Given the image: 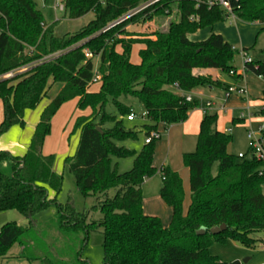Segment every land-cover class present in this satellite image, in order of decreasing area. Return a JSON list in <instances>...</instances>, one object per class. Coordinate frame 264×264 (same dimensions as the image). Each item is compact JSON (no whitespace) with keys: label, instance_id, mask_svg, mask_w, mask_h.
<instances>
[{"label":"trees","instance_id":"obj_1","mask_svg":"<svg viewBox=\"0 0 264 264\" xmlns=\"http://www.w3.org/2000/svg\"><path fill=\"white\" fill-rule=\"evenodd\" d=\"M61 1L68 18L92 12L93 19L75 33L54 37L52 26H45L33 0H0V76L27 67L21 74L0 80L3 104L0 136L13 125H23L24 111L35 108L47 94L50 78L52 84L60 85L42 111L24 154L14 156L0 151V161L10 162L8 173L0 171V212L15 210L31 219L55 204L57 225L77 229L83 223L86 233L102 230V264H242L238 260L220 261L208 253V246L225 239L250 248L264 243V238L254 237L264 231V160L253 153L250 158L229 153L231 135L215 128V115L204 113L195 150L182 154V163L189 173L186 211L181 179L168 166L158 168L162 181L159 196L171 211L166 226L159 217L143 212L141 196L143 181L156 172L155 140L144 143L145 137L158 131L160 124L167 127L186 119L197 102L185 101L180 93L219 85L210 76L192 71L214 69L224 74L232 71L235 75L234 51L220 34L211 32L199 41L188 39V35L223 21L225 12L217 6L195 7L193 0L158 1L153 6L155 14H164L175 5L178 19L155 32L154 40L136 42L144 48L138 50L139 63L134 64L130 53L135 41L126 42L117 35L129 22L150 20L154 15L150 12L152 7L111 24L144 0ZM231 6L236 19L260 23L264 30V0H237ZM117 45L120 52L115 49ZM62 49L65 50L62 54L52 56L51 53ZM83 49L98 59L99 87L94 92L87 90L93 65L90 58L84 57ZM243 69L264 81L263 59L251 58ZM126 97L136 99L145 111L147 122L139 126L143 145L138 152L115 144L136 139L138 134L136 126L126 128L123 124L133 112L123 102ZM73 99L77 109L89 107L91 113L75 119L73 130H79L78 144L73 156L66 157L64 163L79 193L96 199L102 216L89 224H84V216L74 212L69 204L57 202L61 175L53 170V156L41 154L52 117L63 103ZM261 100L264 101V89ZM108 104L114 108V114L106 111ZM258 114L264 121V104ZM110 156H133L131 168L117 173L110 167ZM47 189L54 192L52 198H48ZM109 189H114L111 197L107 195ZM221 224L226 226L224 230L209 233L210 228ZM200 227L206 232L196 235ZM83 235L73 264H86L77 260L87 234ZM23 236L32 239L30 226L13 221L1 225L0 259L5 258L14 244L20 247L18 257L24 258L32 240L24 241ZM33 259H39L41 264H59L46 256Z\"/></svg>","mask_w":264,"mask_h":264},{"label":"rangeland","instance_id":"obj_2","mask_svg":"<svg viewBox=\"0 0 264 264\" xmlns=\"http://www.w3.org/2000/svg\"><path fill=\"white\" fill-rule=\"evenodd\" d=\"M146 1L147 0L140 2L139 5ZM33 2L35 3L36 8L40 11L45 26H52V35L54 37H63L75 33L94 17L92 12H88L81 17L70 19L64 14L63 10L55 8V0H33ZM153 6L154 5L150 6L152 7L150 12L154 14L150 20L143 21V19H139L134 22H129L121 33L117 35L118 38H121L126 42L135 41L131 44V48L134 47L131 49L130 53V61L134 64L139 63L137 47L144 48L142 43L136 42L144 39L154 40L155 32L166 29L170 21H176L178 19L175 5L170 6V9L167 12L165 11L164 14H155ZM229 22L230 18L226 17L215 26V29L220 25L227 27L229 26ZM115 23H117V21L113 22L111 25ZM245 26H248L247 28H249L246 32H251V34L248 33L249 36L247 35V38L250 37L252 42L254 41L255 49H257L258 53L263 54V58L261 59L264 60V30L261 31L257 25ZM210 30V28L206 27L198 30L195 35H199L200 32H203V34L206 33L207 35ZM214 31L215 30L211 32L213 33ZM201 37L203 38L204 36ZM115 49L120 52V45H117ZM64 51L65 50L62 49L54 51L51 54L52 56H57ZM90 59L93 68L97 69L98 59L94 56ZM233 64L238 69H241V60L237 51H234L233 53ZM24 71L25 70L20 71L14 76L21 74ZM200 71H202V69L196 70V72ZM224 79H226V77ZM51 82L52 80L50 78L47 94L40 100L37 106L33 109L24 111L23 125H13L4 133L5 140H17L23 143L25 139L28 143L30 142L34 127L39 121L42 111L46 108L50 99L56 95L60 88L59 84H52ZM96 83H89L87 90L89 91L90 88L92 92L96 91ZM250 84L252 85L250 89H252L254 93L260 91L258 88V81L250 80ZM239 87L244 86L243 84H240ZM211 93L212 96H209V94L206 93L194 98L197 104L189 112V115H187L184 121L170 125L166 130L162 127H158L161 131L159 139L155 140L153 155V166L156 168V172L143 181L141 186V196L145 211L143 212L147 215L159 217L162 224L166 221L171 211L159 197V190L162 181L158 168L162 164L168 166L180 177L184 193L183 210H185L189 203V173L182 163V154L193 152L195 150L199 124L204 113L215 115V128L217 127V129L221 130L228 128L232 137L229 152L235 156L244 154V158H250L251 151L244 153L246 149L249 148L247 133H254L255 137H260L261 135L259 129L263 126L264 121L262 116L257 112L262 106L260 100L254 96V93L252 94L249 91V94H246L245 96L231 94L228 101H226L225 98L226 92H222L219 87L212 89ZM123 102L130 106L136 115L134 121L128 122L125 118L123 124L126 128H133L136 126L138 134L136 139L115 141V144L138 152L143 145V133L138 131L139 126L147 122L146 119L142 117L145 111L142 104L134 98L126 97ZM224 102L226 104L225 106H223ZM206 103H209V105L206 106ZM106 111L112 114L115 113L114 108L109 104L106 107ZM90 113L91 109L89 107L83 110L77 109L76 100L74 99L63 103L51 119L50 131L43 141L41 150L42 155L53 156V170L56 174L61 175V188L56 194L57 202L62 204L67 203L74 212L81 213L85 219L84 224L97 221L102 215L96 206L95 197L91 195L83 196L79 193L73 176L67 170L64 159L73 156L78 144L79 130H73L75 119L88 116ZM116 116L118 117V115ZM241 117L243 118V121L240 120L235 122V118L238 119ZM2 120L3 104L0 100V122ZM106 126L110 127L111 124H107ZM2 151L9 152L8 150ZM18 153H21V151ZM109 159L110 167L115 168L117 173L128 171L133 163V156H127L124 158L110 156ZM9 167V161H0V171L8 173ZM213 170L215 171V167ZM47 193L48 198L54 196V192L50 189H47ZM113 194L114 189H109L107 191L109 197ZM57 213V206L55 204L49 205L46 209L37 213L31 219L25 218L15 210L0 212V227L6 222L13 221L24 227L30 226L32 229V239L24 236L21 237L24 241H27L28 239L32 240V243L30 242L28 244V249L24 253V258L18 257L20 247L18 244H14L6 253L5 258L0 259V264H41L39 259L33 258H41L43 256L48 257L55 263L73 264L75 252L79 248V243L83 238L84 233L87 234L86 239L81 244L77 260L80 262L85 261L86 264H102V230H87L86 233L82 226L83 223H81L77 229L75 226H69L68 228L61 227L57 225ZM254 237L258 240L263 239L264 231L256 233ZM208 253L223 262L238 260L240 262L245 261L244 264H264V243H258L254 248H250L244 247L230 239H225L223 242L215 241L211 243L208 246ZM13 255H16V257L11 258ZM7 257L10 258L8 259Z\"/></svg>","mask_w":264,"mask_h":264},{"label":"crops","instance_id":"obj_3","mask_svg":"<svg viewBox=\"0 0 264 264\" xmlns=\"http://www.w3.org/2000/svg\"><path fill=\"white\" fill-rule=\"evenodd\" d=\"M218 23L219 22L215 23L212 27H210L211 30L209 31V33H207V35H206V33L203 34V32H200L199 35H195V33L197 32L196 31L193 34L188 35V39L191 40V41L203 40V39H205V38H207L209 36L211 31L215 30L213 33L220 34L222 36L223 40L225 42L229 43L231 46H234L236 48H241V49L246 48L247 49V51H246L247 54L252 59H261V58H263V54L258 53L257 49H255L254 41L252 42V39L250 37L247 38V35L249 36L248 33L251 34V32L247 33L246 31H248L249 28H247L248 26L247 27L245 26V25H255V26L257 25L262 31L263 30L262 29L263 28L262 24L257 23V22L244 23V22H241V21H239L238 19L235 18V19H230V22L228 23L229 26L225 27V26H221L220 25V26H217V28L215 29V26L218 25ZM201 36H204V37L202 38ZM199 38H202V39H199ZM139 49L140 48L137 47V52H138ZM259 51H262V50H259ZM232 64H233V61H232ZM233 66H234V69H235V75L234 74H230V73L223 75V73H221V72H219L217 70H214V69H202V71H200V72H196L197 69H194L192 71L194 74L208 75L212 79L216 80L219 83V85H214V86L207 85L205 87H198V88L193 89L192 91L188 92L191 95L192 99H194L196 96H200V95H203V94H206V93H208L209 96H212L211 95L212 94L211 90L214 89L215 87H219L222 90V92H226V88L228 86H231V85L239 86L240 84H243V86L246 88V91H247L246 94L247 95L249 94V91L253 94L254 91H252V89H250L251 86H252L250 84V80H254V81L256 80L259 83L258 88H259L260 91H257L256 93H254V96H256V98H258L260 100L261 106H263L264 101L261 100V95H262V90L264 89V81L260 77H258L256 75H253L251 73H245L244 69H243L242 62H241V69H238L234 64H233ZM236 76H238V77H236ZM225 77H226V79H224ZM96 85H97V89H96V91H97L99 85L97 83H96ZM89 91H91L90 88H89ZM230 96H231V94L228 95V96H225L226 101L229 100ZM225 105L226 104L224 102L223 106H225ZM188 115H189V113H188ZM234 120H235V122L236 121H240V120L243 121V118L242 117L238 118V119L235 118ZM158 127H162L164 130H166L168 128V126L166 127V126L161 125V124ZM216 129H217V127H216ZM157 130H158V132L160 134L161 130L158 129V128H157ZM217 130L230 134L229 133L230 131H228V128L227 129H223V130H221V129H217ZM231 141H232V137H231ZM230 143H229V145L227 147V151L228 152H229ZM27 146H28V142L25 139H24V142L21 143V142H19L17 140H5L4 139V134L0 136V151L8 150L9 153L14 155V156H22L24 154V152L26 151ZM20 151H21V153H18ZM247 152H249L248 149H246V151L244 153H247ZM161 166H164V165L162 164ZM186 208H185V210H183L184 212L186 211ZM142 210L144 211L143 200H142ZM169 220H170V214L167 217L166 221L163 223L164 225L163 224L162 225L166 226L169 223ZM15 257H16V255L11 256V258H15ZM7 258L9 259L10 257H7Z\"/></svg>","mask_w":264,"mask_h":264},{"label":"built area","instance_id":"obj_4","mask_svg":"<svg viewBox=\"0 0 264 264\" xmlns=\"http://www.w3.org/2000/svg\"><path fill=\"white\" fill-rule=\"evenodd\" d=\"M160 0H147L146 2L142 3L141 5L137 6L136 8L130 10L128 13H126L124 16H122L119 20H117V22L122 21L124 19H127L129 17H131L132 15H135L137 13L142 12L143 10H145L146 8L154 5L155 3H157ZM195 3V7L199 6L200 4H203L207 7H212V6H217L219 8H221L224 12H225V18L229 17L230 19H235V16L233 14L232 11V6H231V2L232 1H237V0H193ZM55 8L62 10L63 9V5H62V1L61 0H55ZM167 12V10H166ZM190 19H192V17H190ZM231 50L233 51H237L238 55L241 59L242 64H246L249 63L251 61L250 56L247 54V52L241 48H236L234 46H231ZM84 53V57L85 58H91L92 57V53H90L88 50H83ZM27 67H23V68H19L17 70H13V71H9L3 75L0 76V79H7V78H11L13 77L16 73L26 70ZM234 72L230 71V74H233ZM98 81V73H97V69L93 68V77L90 81L91 83H96ZM247 93L246 88L245 87H239V86H235V85H231L228 86L226 88V96L230 95V94H235V95H240V96H245ZM183 97L184 100L189 102L192 100L191 95L187 92V93H180ZM209 103H206V106H208ZM144 118V114L142 116ZM126 119L128 121H133L136 119V115L131 111L127 116ZM259 132L261 133L260 137H255L254 133L248 132L247 136L249 139V152L251 151V153L257 155L258 157H260L261 159L263 158V144H264V139L262 137V133L264 132V124L263 126L259 129ZM160 136L158 131H152L150 132V134L145 137L144 139V143H148L151 140H156L158 139ZM243 154H239L238 157L241 158L243 157Z\"/></svg>","mask_w":264,"mask_h":264},{"label":"water","instance_id":"obj_5","mask_svg":"<svg viewBox=\"0 0 264 264\" xmlns=\"http://www.w3.org/2000/svg\"><path fill=\"white\" fill-rule=\"evenodd\" d=\"M99 129V128H98ZM226 228V226L224 224H221L219 226H215L209 229V233L210 234H217L220 231L224 230ZM206 232V229L203 227H200L196 230V235H202ZM245 261H242V264H244Z\"/></svg>","mask_w":264,"mask_h":264}]
</instances>
